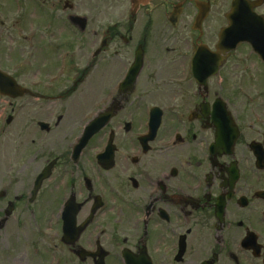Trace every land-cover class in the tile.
Returning a JSON list of instances; mask_svg holds the SVG:
<instances>
[{
  "label": "flooded vegetation",
  "instance_id": "af4514ba",
  "mask_svg": "<svg viewBox=\"0 0 264 264\" xmlns=\"http://www.w3.org/2000/svg\"><path fill=\"white\" fill-rule=\"evenodd\" d=\"M246 2L0 0V72L28 90L0 95V264H264V0Z\"/></svg>",
  "mask_w": 264,
  "mask_h": 264
},
{
  "label": "rangeland",
  "instance_id": "374dc122",
  "mask_svg": "<svg viewBox=\"0 0 264 264\" xmlns=\"http://www.w3.org/2000/svg\"><path fill=\"white\" fill-rule=\"evenodd\" d=\"M86 5L88 4V2H86L85 3ZM109 17V16H108ZM101 19L103 20L104 19V17H101ZM104 21V20H103ZM91 73V72H90ZM87 86V85H86ZM88 87V86H87ZM88 89H89V87L87 88V91H85L86 92V95L88 96V95H90L89 94V92H88ZM21 102H23L24 104H27V106H28V99L27 98H24V99H22V100H20ZM1 102H0V106H1ZM78 107V111H79V106H77ZM25 110H27V111H29L30 109L29 108H27V109H25ZM89 110H93L92 108H89ZM88 112V111H87ZM92 114V113H91ZM90 114V115H91ZM121 141L120 140H116V143L117 144H119Z\"/></svg>",
  "mask_w": 264,
  "mask_h": 264
},
{
  "label": "water",
  "instance_id": "95a60500",
  "mask_svg": "<svg viewBox=\"0 0 264 264\" xmlns=\"http://www.w3.org/2000/svg\"><path fill=\"white\" fill-rule=\"evenodd\" d=\"M263 22H262V24H264V20H262ZM260 24V23H259Z\"/></svg>",
  "mask_w": 264,
  "mask_h": 264
}]
</instances>
